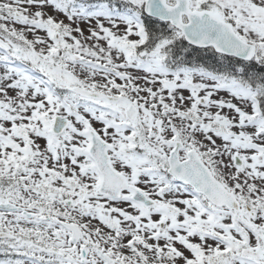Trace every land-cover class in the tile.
Listing matches in <instances>:
<instances>
[{
    "label": "snow or ice",
    "instance_id": "6c2138e0",
    "mask_svg": "<svg viewBox=\"0 0 264 264\" xmlns=\"http://www.w3.org/2000/svg\"><path fill=\"white\" fill-rule=\"evenodd\" d=\"M0 264H264V0H0Z\"/></svg>",
    "mask_w": 264,
    "mask_h": 264
}]
</instances>
